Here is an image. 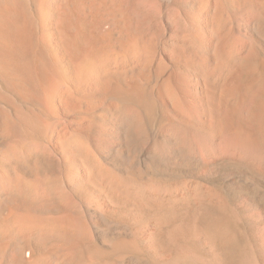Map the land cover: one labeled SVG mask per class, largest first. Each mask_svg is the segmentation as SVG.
Masks as SVG:
<instances>
[{"label": "rangeland", "instance_id": "374dc122", "mask_svg": "<svg viewBox=\"0 0 264 264\" xmlns=\"http://www.w3.org/2000/svg\"><path fill=\"white\" fill-rule=\"evenodd\" d=\"M133 1L155 18L159 32L153 42L157 56L148 65L145 78L138 81L147 97L145 104L93 91L73 101L77 105L74 110L64 106L60 101L70 89L66 63L50 18L47 13L39 16L40 39L55 61L59 77L45 96L46 125L30 134L25 143L42 147L58 160L70 185L56 208L28 207L13 199L2 202L0 224L9 223L17 235L16 239L0 241V264H167L174 249L163 243L169 226L166 214L170 210L175 222L177 214L202 206L220 215L223 228L190 241L195 253L199 249L197 255L202 252L201 256L209 258L205 246L212 239L222 242L221 256L228 264H240L248 256L253 263L264 264V79L258 92L250 95L246 90L249 74L233 79L230 69L222 67V61L229 63L237 56L255 61L264 74V11L260 10L264 0H235L239 6L230 12L227 32L217 43L206 31L204 13L191 8L190 0ZM175 17L186 19L182 21L183 40L173 28ZM180 42L192 44L193 51L184 52ZM214 54L219 55L217 59ZM125 56L122 51H111L113 60ZM127 56L131 58V53ZM115 109L132 119L137 117L139 130L130 121L120 135L111 118ZM22 110L18 106L13 115L23 116ZM77 129L85 132V150L95 157L103 156L97 158L101 166L129 183L164 186L174 197L169 203L173 201L176 210L169 200L132 201L113 197L97 182L78 183L74 164L63 157L59 147L60 136ZM20 149L15 147V151ZM154 154H160L159 158ZM15 177L24 179L0 165L2 186L10 181L3 182L5 178ZM26 181L36 196H43L37 178ZM133 211H140L142 220L128 216ZM42 225L55 226L63 235L74 237L72 247L79 253H96V261L74 257L61 238L41 240ZM154 232L163 257H154L144 245ZM230 239L237 247V252L233 247L234 254L227 244L233 242Z\"/></svg>", "mask_w": 264, "mask_h": 264}, {"label": "bare ground", "instance_id": "6f19581e", "mask_svg": "<svg viewBox=\"0 0 264 264\" xmlns=\"http://www.w3.org/2000/svg\"><path fill=\"white\" fill-rule=\"evenodd\" d=\"M140 2L142 3V1ZM188 2L191 8L204 13L207 22L206 31L208 34L210 33L214 43L224 37L229 25V14L239 6L235 0H190ZM260 10L264 11L263 3ZM45 13L50 18L58 48L64 56L65 73L70 82V89L63 94L60 101L64 106L74 110L77 105L73 101L93 91L106 97L134 98L140 104L147 102V97L138 81L145 78L148 65L154 56H157L153 42L159 36V32L155 26V18L145 13L139 3L133 0H47V3H44V0H0V106L9 109L6 112L0 107V165L7 166L9 172H17L24 178H5L3 182L10 180L6 186H2L0 183V206L6 199H13L28 207L56 208L70 185L58 160L56 161L44 152L42 147L25 143L30 134L40 131L46 125L47 120L45 112H43L46 109L45 96L59 77L58 67L49 56L48 49L41 41L38 32L39 16ZM183 20L186 21L184 18ZM183 20L177 19L173 24L176 34L179 37L183 36L182 40L186 35ZM106 25L108 28H105ZM181 44L184 47V52L192 50V44L180 42ZM114 50L122 51L126 56L113 60L111 51ZM127 52L131 53V58L127 56ZM214 55L216 59L219 56ZM132 59L131 65L129 62ZM226 62L222 61L223 70L230 69L233 79L249 74L247 93L256 94L263 83L264 74L257 67L255 61L241 60L236 56L229 63ZM18 106L24 110L23 116L13 115L14 111L17 112ZM117 109L113 111L111 118L118 133L123 135V131L129 127L128 122L131 121L130 123H134L132 125H137V117L132 119L130 115L126 113L122 115ZM136 128L139 130L138 125ZM86 141L87 138L82 129L63 133L59 138V147L64 154L63 157L74 164L75 172L78 173V183L97 182L113 197L132 201L143 200L154 203L169 200V203L174 199L163 188L164 186H143V184L129 183L112 169V171L106 170L104 165L101 166L98 162V159H103L101 154L95 157L85 150ZM15 147L21 149L15 151ZM159 155L154 154V157L159 158ZM33 177L38 179L36 184L43 194L42 197L36 196L26 181ZM72 178L74 179V177ZM170 205L177 206L173 201ZM174 209L176 210V207ZM169 213L166 214L169 226L165 228L163 243H167L174 249V252L170 257L168 256L167 264H228L221 256L222 242H215L212 239L208 242V247L205 246V250L209 258L201 256L202 252L198 256L199 249L195 253L190 244V241L194 239L199 241L215 232L222 231L220 215L216 211L202 206L201 209L198 208L195 211L193 209L191 212L189 210L177 214L174 217L175 222L172 214ZM128 216L134 220L143 218L140 211H133ZM9 225L6 222L0 224V241L16 239L17 233L13 232L15 229L11 230L12 226ZM40 229L38 231L41 240L61 238L64 243L70 246V252L74 257H84L90 261H96V253L90 251L79 253L72 247V243L75 242L74 237L63 235L55 226L42 225ZM25 235L27 234L25 233ZM156 235L157 233L154 232L153 235L147 236L144 245L154 257L159 258L163 251L160 252L159 245L157 246ZM233 243L234 241L232 243L228 241L227 244L232 246ZM230 246L228 249L230 248L231 251ZM126 247H130V244ZM233 247L234 254L235 247ZM246 253H244L245 256ZM250 259L248 256L239 262H241L240 264H255L254 260Z\"/></svg>", "mask_w": 264, "mask_h": 264}]
</instances>
